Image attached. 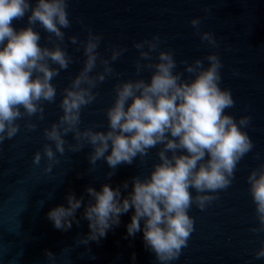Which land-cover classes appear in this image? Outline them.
<instances>
[{
	"label": "clouds",
	"instance_id": "clouds-1",
	"mask_svg": "<svg viewBox=\"0 0 264 264\" xmlns=\"http://www.w3.org/2000/svg\"><path fill=\"white\" fill-rule=\"evenodd\" d=\"M68 0H0V143L11 140L20 131L17 121L37 116L44 119V102L53 103L57 92L51 81L60 70L72 63L64 43L62 29L70 27ZM27 16V25L17 29L13 22ZM191 24L199 30L200 20ZM39 25L48 33L52 47L41 46ZM76 45L82 43L84 66L65 88L59 107L62 115L50 128L44 129L47 141L43 157L47 164L44 172L51 173L67 150L79 152L85 145L92 148L88 156L91 171L97 161L103 160L115 174L121 165H131L139 158L142 162L153 148L159 147V163L153 165L148 176H134L113 188L108 183L100 190L88 186L85 191L89 202L74 193L66 196L67 206L57 205L47 213L53 227L60 231L79 224L77 211L83 207V218L88 221V234L79 243H99L108 230L119 226L121 216L133 212L126 225L127 235L135 237L142 232L147 250L155 254L159 264H169L179 258L187 247L194 230L193 218L188 215L192 205L204 210L228 188L237 164L253 148L246 131L250 117L238 121L226 109L235 104L231 91L220 87L223 67L215 53L192 63L182 61L184 72L194 78L185 79L176 71L177 62L171 50L159 51L156 62L152 55L159 48L160 37L135 43L139 57L135 61L136 74L145 69L150 78L128 79L114 86L115 98L106 110L107 129L81 130V110L91 104L97 93V84L114 74L109 59L97 51L101 36L89 31L86 41L69 38ZM201 40L212 47L218 42L209 32L201 34ZM147 48V50H145ZM113 48L111 60L115 61L125 51ZM99 64L103 71L92 75ZM57 65L58 67H52ZM25 127L34 130L36 124L27 120ZM71 133L75 143L65 137ZM53 145L55 151L53 150ZM42 156L37 152L33 164L39 165ZM249 192L255 205L258 228L264 231V165L253 169L248 178ZM123 190V192H122ZM194 190L196 195H193ZM43 204V201H41ZM264 243V242H262ZM49 264H55V255L46 251ZM257 259L264 258V246L255 252ZM134 259V257H133Z\"/></svg>",
	"mask_w": 264,
	"mask_h": 264
},
{
	"label": "water",
	"instance_id": "water-1",
	"mask_svg": "<svg viewBox=\"0 0 264 264\" xmlns=\"http://www.w3.org/2000/svg\"><path fill=\"white\" fill-rule=\"evenodd\" d=\"M67 11L71 23L62 29L65 37L61 46L72 57V63L51 81L56 87L55 101L44 102V119L33 116L17 121V135L0 143V264H49L46 251L55 255V264H159L155 254L145 248L142 232L134 238L127 235L132 211L122 215L119 226L108 230L99 243L89 241L87 245L79 243L90 231L83 207L76 214L79 224L73 222L68 231L55 229L47 217L55 206H67L70 192L89 202L85 191L88 186L100 190L108 183L115 188L127 180L131 191V178L148 176L153 165L159 163L157 146L143 162L137 158L131 165H121L109 178L106 173L111 169L103 160L97 161L94 171L90 170V145L79 152H71L66 146L63 156L57 153L59 163L53 165L51 173L44 172L47 161L43 147L51 143L45 139L44 129L63 114L59 107L63 90L86 59L82 43L74 45L69 38L86 41L89 31L101 36L97 51L109 59L114 74L93 89L96 99L81 110V130L107 129L106 110L114 101L117 83L150 78L147 69L136 74L139 50L135 43L158 35L159 48L152 55L153 62L159 51L171 50L176 71L182 72L185 79L194 77L184 72L182 61L201 59L207 67L205 57L218 55L223 65L220 87L229 89L235 101L226 114L237 121L243 116L251 118L242 130L252 140L253 148L237 164L228 188L207 193L217 197L211 204L204 210L192 205L188 215L193 218L194 230L179 258L169 264H264V258L255 256L264 246V231H251L259 227V222L247 181L253 169L264 165V0H68ZM197 18L199 30L191 24ZM26 25L27 16L13 22L17 29ZM35 30L41 34V46L51 48L49 34L39 25ZM204 32L214 35L217 47L201 40ZM113 48L126 50L112 61ZM100 71L103 66L98 61L92 75ZM27 120L36 124L34 130L25 127ZM65 139L75 143L71 133ZM37 152L42 156L39 165L33 164Z\"/></svg>",
	"mask_w": 264,
	"mask_h": 264
}]
</instances>
